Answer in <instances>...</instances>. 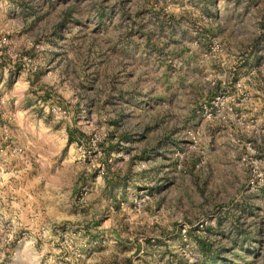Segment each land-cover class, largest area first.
<instances>
[{
  "label": "rangeland",
  "instance_id": "rangeland-1",
  "mask_svg": "<svg viewBox=\"0 0 264 264\" xmlns=\"http://www.w3.org/2000/svg\"><path fill=\"white\" fill-rule=\"evenodd\" d=\"M264 0H0V264H264Z\"/></svg>",
  "mask_w": 264,
  "mask_h": 264
},
{
  "label": "built area",
  "instance_id": "built-area-1",
  "mask_svg": "<svg viewBox=\"0 0 264 264\" xmlns=\"http://www.w3.org/2000/svg\"><path fill=\"white\" fill-rule=\"evenodd\" d=\"M253 174L252 178L250 180V184L252 186H257L259 183L264 182V171L260 170L259 166L257 165V162H254L252 164Z\"/></svg>",
  "mask_w": 264,
  "mask_h": 264
}]
</instances>
